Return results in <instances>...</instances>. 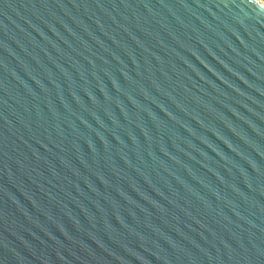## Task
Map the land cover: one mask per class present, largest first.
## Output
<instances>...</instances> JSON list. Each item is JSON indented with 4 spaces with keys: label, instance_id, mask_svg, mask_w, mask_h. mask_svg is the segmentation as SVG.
I'll return each instance as SVG.
<instances>
[{
    "label": "water",
    "instance_id": "1",
    "mask_svg": "<svg viewBox=\"0 0 264 264\" xmlns=\"http://www.w3.org/2000/svg\"><path fill=\"white\" fill-rule=\"evenodd\" d=\"M0 264H264V4L0 0Z\"/></svg>",
    "mask_w": 264,
    "mask_h": 264
},
{
    "label": "rangeland",
    "instance_id": "2",
    "mask_svg": "<svg viewBox=\"0 0 264 264\" xmlns=\"http://www.w3.org/2000/svg\"><path fill=\"white\" fill-rule=\"evenodd\" d=\"M258 1H260L261 3H263V4H264V0H258Z\"/></svg>",
    "mask_w": 264,
    "mask_h": 264
}]
</instances>
